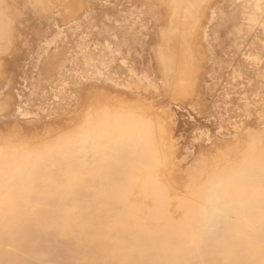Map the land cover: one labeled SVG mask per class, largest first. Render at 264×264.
<instances>
[{"label":"bare ground","instance_id":"6f19581e","mask_svg":"<svg viewBox=\"0 0 264 264\" xmlns=\"http://www.w3.org/2000/svg\"><path fill=\"white\" fill-rule=\"evenodd\" d=\"M165 1L173 29L158 58L172 85L186 87L208 0ZM164 111L175 126L150 119L153 109L92 102L48 142L0 149V264H264V134L177 194L164 180L173 152L155 136L181 122ZM36 162L47 173L24 168Z\"/></svg>","mask_w":264,"mask_h":264},{"label":"rangeland","instance_id":"374dc122","mask_svg":"<svg viewBox=\"0 0 264 264\" xmlns=\"http://www.w3.org/2000/svg\"><path fill=\"white\" fill-rule=\"evenodd\" d=\"M205 4L198 67L176 88L158 58L163 32L173 29L165 0H0V149L48 142L89 103L108 102L153 109L149 118L164 128L175 126L164 110L175 109L181 129L155 136L173 152L163 157L174 193L203 166L236 157L264 134V0ZM37 164L23 167L47 173Z\"/></svg>","mask_w":264,"mask_h":264}]
</instances>
